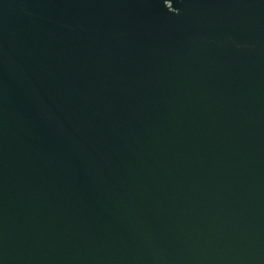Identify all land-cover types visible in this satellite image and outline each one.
I'll list each match as a JSON object with an SVG mask.
<instances>
[{"label": "water", "instance_id": "obj_1", "mask_svg": "<svg viewBox=\"0 0 264 264\" xmlns=\"http://www.w3.org/2000/svg\"><path fill=\"white\" fill-rule=\"evenodd\" d=\"M0 264H264V0H0Z\"/></svg>", "mask_w": 264, "mask_h": 264}]
</instances>
